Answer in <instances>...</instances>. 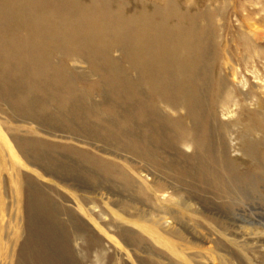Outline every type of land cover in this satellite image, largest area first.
<instances>
[{"label": "rangeland", "instance_id": "obj_1", "mask_svg": "<svg viewBox=\"0 0 264 264\" xmlns=\"http://www.w3.org/2000/svg\"><path fill=\"white\" fill-rule=\"evenodd\" d=\"M171 1L206 26L197 89L213 136L204 150L174 143L171 120L156 135L143 134L145 117L123 128L125 106L101 97L87 60H66L82 94L56 99L45 82L18 103L0 97V264H264V0ZM20 73L4 74L6 94L29 89L30 72ZM167 99L155 98L159 114L187 126L180 101ZM92 104L100 110L79 112ZM102 119L107 131L95 135L88 122Z\"/></svg>", "mask_w": 264, "mask_h": 264}, {"label": "bare ground", "instance_id": "obj_2", "mask_svg": "<svg viewBox=\"0 0 264 264\" xmlns=\"http://www.w3.org/2000/svg\"><path fill=\"white\" fill-rule=\"evenodd\" d=\"M126 5L123 0H0V97L10 99V103L21 102L20 99H27L31 91L39 88L38 85L44 86L45 82L48 88L44 93L56 99H65L62 92L72 97L82 94L75 87L77 81L68 77L64 69L68 59L87 60L89 72L96 74L92 83L103 87L101 97H115L125 106L123 128H127V118L131 115L137 119L145 117L152 123L145 125L143 134L156 135L152 130L171 120L174 143L181 141L185 146L203 151L208 137L213 136L201 115L206 111L205 93L197 89V82L203 87L198 79L205 61L199 36L206 26H193L188 12L178 9L171 0L163 5L133 0L127 10ZM117 50L120 51L117 57L110 55ZM120 61L126 63L124 68ZM129 71H134L135 76L130 77ZM20 72H30L29 89L14 94L13 89L8 88L6 94L1 89L2 83H6L4 74L14 82L21 76ZM77 77L79 81L89 79L85 78V73H77ZM96 88L99 89L94 85V92ZM218 93L219 88L214 95ZM172 96L185 109L187 126L178 119L159 114L155 98L164 97L169 101ZM99 108L92 104L79 112L94 114ZM16 110L11 107L12 112ZM102 112L108 115L110 108ZM78 115L81 119L83 114ZM105 123L102 119L88 125L96 135L107 131ZM80 127H86L85 123L81 122ZM191 129L199 132L196 137L190 134ZM162 131H157L159 141L165 140L166 134ZM33 144L43 146L41 141ZM33 144L25 140L22 146L28 149ZM125 144H130L126 149L131 150L135 142L125 141ZM137 156L154 159L155 154ZM205 162L202 160L199 167H204ZM184 176L189 178L187 174ZM43 207L38 205L36 209ZM35 213L33 210L32 214ZM58 237L62 238L60 233Z\"/></svg>", "mask_w": 264, "mask_h": 264}]
</instances>
